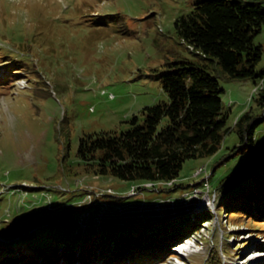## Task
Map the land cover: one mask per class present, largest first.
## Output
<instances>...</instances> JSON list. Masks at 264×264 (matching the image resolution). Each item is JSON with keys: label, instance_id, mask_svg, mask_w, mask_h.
Wrapping results in <instances>:
<instances>
[{"label": "rangeland", "instance_id": "obj_1", "mask_svg": "<svg viewBox=\"0 0 264 264\" xmlns=\"http://www.w3.org/2000/svg\"><path fill=\"white\" fill-rule=\"evenodd\" d=\"M197 1L0 0V224L17 225L14 243L27 235L26 229L64 217L73 204L83 206L92 188L131 194L130 182L73 177L64 173L63 165L79 162L84 134L119 133L129 128L134 116H142L145 107L169 101L161 82L152 78L153 70L168 60L193 58L187 46L175 40V20ZM256 42L264 48V26ZM258 69L264 70V53ZM220 81L231 128L221 150L211 158L186 161L177 181L186 187L170 194L149 189L123 198L127 204L121 205L117 198H107L113 210L95 229L116 227L127 218L155 221L159 211L170 218L194 203L191 215L211 209L215 221H204L197 234L174 249L181 255L175 253L163 264H200L201 255L211 249L223 253L225 264H255L247 259L260 250L262 258L256 264H264V218L247 222L242 215L236 219L227 212L219 215L223 193L212 192L249 161L248 153L234 152L240 138L232 128L245 111L256 109L264 80ZM68 135L70 155L64 158ZM256 137L264 159V122ZM204 166L211 194L202 185L198 188L203 193L194 202L193 188L206 177L197 176V170ZM150 183L134 185L143 190ZM96 210L94 205L86 212L73 211L63 222L64 229L81 231L80 236L82 230L90 232L92 222L89 229L81 222L78 228V223L83 212L89 216Z\"/></svg>", "mask_w": 264, "mask_h": 264}, {"label": "trees", "instance_id": "obj_2", "mask_svg": "<svg viewBox=\"0 0 264 264\" xmlns=\"http://www.w3.org/2000/svg\"><path fill=\"white\" fill-rule=\"evenodd\" d=\"M263 26L264 0L197 1L175 20V40L186 45L193 58L168 60L153 70L152 78L161 82L169 101L145 107L142 116H134L129 128L119 133L84 134L77 153L79 162L64 164V173L114 177L132 185L151 182L160 186L157 192L169 194L186 187L177 182L185 162L215 156L231 130L220 80H264V70L258 69L264 48L256 42ZM256 104L232 128L240 138L234 152L248 153L247 165L212 191L223 193L217 205L219 215L227 212L233 215L231 219L242 215L247 222L264 218V159L256 137L264 122V84ZM66 144L64 158L70 155V135ZM203 183L197 182L195 188ZM114 198L116 204H127L121 197ZM84 204H73L64 217L26 229L27 235L15 243L17 225L1 222L0 236L8 243L0 240V264H163L175 254L177 245L202 229L204 221L216 219L211 209L195 216L170 214V218H163L159 211L155 221L127 218L116 227L98 231L94 223L98 206L93 203L97 207L90 221L94 229L82 230L80 236L81 231L65 230L63 222L73 211H85L88 206ZM225 256H229L228 250ZM198 262L225 264V259L219 250L211 249Z\"/></svg>", "mask_w": 264, "mask_h": 264}, {"label": "built area", "instance_id": "obj_3", "mask_svg": "<svg viewBox=\"0 0 264 264\" xmlns=\"http://www.w3.org/2000/svg\"><path fill=\"white\" fill-rule=\"evenodd\" d=\"M205 174L206 177L204 178V180L208 181V195L211 194V186H210V182H209V175H208V171L207 168L204 170H201V172H197V176L203 175ZM93 189V188H92ZM89 190L90 194L87 196L86 200H84L83 202H85L87 205L91 206L93 203H96L98 206V212L96 214V218L100 219V224L104 222V220L108 217V211H112L113 208L112 205L106 200L107 197H118V196H122V197H131V196H140L143 195L145 193L146 190L149 189H153V190H157L158 187H149V189H143V190H129L131 192L130 195H125V192H122L120 194H118L115 190H109L108 192H99V190L97 192H94L93 190ZM203 193V190H199L198 187H194L193 188V194L195 198H192L191 200H198L200 197V195ZM190 192L187 193H183L184 196L186 197H190ZM117 195V196H114ZM85 204V205H86ZM118 212V209H117ZM87 214L88 213H83L82 217H86L87 220Z\"/></svg>", "mask_w": 264, "mask_h": 264}, {"label": "bare ground", "instance_id": "obj_4", "mask_svg": "<svg viewBox=\"0 0 264 264\" xmlns=\"http://www.w3.org/2000/svg\"><path fill=\"white\" fill-rule=\"evenodd\" d=\"M207 167H200L199 168V170H197V172H201V170H204V169H206ZM203 186L204 187H207L208 188V181L207 180H203ZM174 182L172 181V182H169L168 183V185H172ZM140 185V184H139ZM148 187H145L144 185H143V189H149V187H158L159 185H157V184H154V183H150V184H148L147 185ZM160 187V186H159ZM109 190H114V189H112V188H110V189H107L106 191H109ZM130 190H139L138 189V185L136 186V185H132V187L130 188ZM206 199H209V198H206ZM109 213H111V211H108V216H109ZM87 217H88V219L86 220V217H82L81 216V218H80V222L81 223H84L83 225H85V227L87 226V222L89 221V219L92 217V215H91V213H90V215L88 216L87 215ZM100 219H97V218H95V223H96V225L98 224V221H99ZM100 222V221H99ZM191 246V245H190ZM256 253H260V254H258L259 256H256L255 258H254V254H252V256L249 258V259H247L248 261H252V262H256L257 263V260H259V259H261L262 258V256H261V254H263V252H261L260 250L259 251H256ZM246 256H248L249 257V255H246ZM261 257V258H260ZM246 258V257H245ZM254 262V263H255ZM245 263H247V262H244V264ZM255 263V264H256Z\"/></svg>", "mask_w": 264, "mask_h": 264}, {"label": "water", "instance_id": "obj_5", "mask_svg": "<svg viewBox=\"0 0 264 264\" xmlns=\"http://www.w3.org/2000/svg\"><path fill=\"white\" fill-rule=\"evenodd\" d=\"M192 204L195 205L194 203H192ZM192 204L189 203V204L186 205L187 207L184 206L185 209L183 210V213H184V212H187V213H190V214H191V210H192V209H191L190 206H191ZM176 205L179 206V204H176ZM180 207H183V204H182V206H180ZM180 213H181V211H180ZM176 214L178 215L179 213H176Z\"/></svg>", "mask_w": 264, "mask_h": 264}]
</instances>
